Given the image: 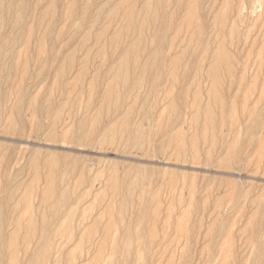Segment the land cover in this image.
Masks as SVG:
<instances>
[{"label":"rangeland","instance_id":"374dc122","mask_svg":"<svg viewBox=\"0 0 264 264\" xmlns=\"http://www.w3.org/2000/svg\"><path fill=\"white\" fill-rule=\"evenodd\" d=\"M136 1L135 18L136 23H140L142 16L138 8L142 0ZM183 1L186 3V0ZM69 2L70 0H56L53 16L56 22L55 30L52 32L53 37L55 36V45L51 44L50 37L44 39L41 56L37 52V44L44 31V25L38 24L37 17L39 11L45 7L46 0L29 1L32 13L26 20V26L27 28L32 27V35L25 51L20 45L21 42H17L12 48L15 52L21 51L19 53L21 59L20 62L17 61V67H14L16 59H10L5 56L6 50L2 51L3 62L6 65H12V71L7 83L4 73L0 77L1 92L9 91L5 101H1L3 110L0 114L2 117L0 118V157L3 156L4 160L0 165V175L2 174L0 187L2 183L5 184V181H7V187L20 184L14 200L19 207L17 213L24 208L25 203L21 201V194L24 192L25 185L34 178L32 171L27 168L32 146L40 145L44 148L55 146L60 152L70 150L72 156L83 157L81 166L64 173L60 180L61 183L59 182L60 186L68 188L73 197L83 196L76 214L68 220L67 225L70 227V232L72 231V240L66 244V239L62 235L52 236L50 259L43 264H52L53 257H57L60 252L61 258L58 264H125L118 258L112 257L110 243L113 239H124L123 225L134 228L137 233L130 246L132 258L126 264L134 263L135 256H137L136 264H264V0H201V7H198L197 12L199 19L202 16V20L205 21V34L200 38L195 35L191 42L188 36L191 35L192 27L188 30L182 27L180 33L174 36L173 27L176 24H182L185 11L181 7L176 14L172 15L175 11L174 0H166L165 9L159 11V15L168 17L170 20L174 15L176 17L175 23H170L171 29L164 38L163 46L167 47L163 48L165 58L160 61V70L156 72L160 75V81L153 88L149 82L155 70L142 73L140 66L147 60V50L153 46L150 34L157 29L159 24L155 22V24L146 25L142 31L135 27L126 31L120 24V14L106 23L105 17L112 7L111 0H77L74 5V14L68 18L65 12ZM87 2L91 7L85 21L80 28L73 29L78 23L77 13L85 7ZM4 3L8 4V0H4ZM102 5L104 8L98 14L99 20L91 29L94 34L107 24L106 34L100 42H94L90 38L82 43L81 33L89 28L95 15V7ZM219 14L223 17L221 26L218 25V21L214 22V18ZM1 15L0 13V17ZM49 20L50 17L46 18L45 22ZM6 29L7 26L4 23L1 33ZM72 30H77L74 38H71L68 44H63V41L68 40V36L74 33ZM115 33L120 34V39L117 44L110 45L109 39ZM137 37L141 39L140 45L132 51L126 80L128 84L138 82L139 87L129 91V98L120 106L119 112L121 114L129 110L131 131L137 128L143 133L139 138V150L121 146L127 137L118 132L113 134L111 146L103 145L104 151L94 148H89V150L79 146H64L66 144L62 145L60 142L52 143L48 141L47 136L43 135L46 134L51 124L52 114L37 116L36 121L41 124V127L36 131L31 121V112L26 105L18 110V115L14 113L13 116L14 134L18 135L7 134L4 117H7L8 111L13 106L17 86L24 89L26 96L37 97L35 107L41 106L46 98L52 110L57 109L59 105H64L56 127L58 136L65 131L64 126H71V121L78 122L84 117L86 121L89 120L85 130H89L91 119L100 105L97 98L107 89V73L110 74L107 66L110 65L111 58L117 57L125 45L130 40H137ZM201 39H207L211 48L221 39L228 51L232 66L229 73L221 70L218 75L219 84L215 93L222 104L210 105L213 115L210 131L213 134H206V136H213L215 143L211 148L209 158H207V141L201 139L204 137V134H201L204 132L203 113L208 102L209 82L205 77V69L210 63L209 57L204 58L203 70L194 82L193 72L190 73V88L186 100L178 102L175 99L180 108L186 109L184 123L177 126L175 130L184 133L185 143H188L192 137L200 140L197 143L195 154L189 147H186L185 153L177 160L171 156L173 146L165 145V148L161 149V143L165 136L164 132L168 130L173 121V115L166 108L167 103L171 95L174 97L177 94L181 80L180 74L186 63L187 67L189 66L191 58L187 53L186 57L175 67L177 84L173 88L169 83L172 78L167 71L166 61L178 55L187 42L190 47L198 48ZM69 51L74 52V60L71 65L64 61L67 69L65 68L62 78H57L56 68L63 61L62 57ZM52 52L60 56L52 60L49 57ZM22 54H26V60L22 59ZM44 56L49 62L43 67L39 58ZM23 65L27 72L25 77L22 76ZM82 65L85 66V73L78 80L68 84ZM98 66H101V70L98 76H95V68ZM93 79L96 83L91 89L89 82ZM127 89V85L117 83L112 87V92L116 95H124ZM196 90L200 95L198 103L193 100V93ZM167 93H169L168 97ZM143 100H146L144 105ZM87 102L90 103V107L86 110ZM113 103L108 104L109 109L114 106ZM143 107L149 112L148 118L141 116ZM109 109L105 108L100 113L96 125L97 130L102 129L106 126V122H109L111 116V114L108 115ZM197 112V119L196 121L193 119L192 123L190 118H194ZM71 115L75 117L71 118ZM121 117L114 119L118 120ZM70 134H77V132L71 130ZM1 139H5L6 142ZM11 140H17L20 143H11L9 142ZM95 141H97L96 135H92L86 142L91 144ZM232 141L236 142V161L232 163L231 169H219L218 163L224 158L225 148ZM30 142L31 146L28 145ZM116 147L119 148L118 152L114 151ZM91 160L95 161L96 165L85 169L83 183L79 186L75 185L81 167L89 162L92 164ZM108 161L124 165L140 164L144 168L146 185L144 187L139 185L134 190V197L128 202L127 211L121 217L117 213L112 216L115 224L106 233L107 218L97 217L101 209L111 202L114 211L117 212L119 207L125 204L120 197L111 199L109 193L101 194L103 186L99 182H102L107 175L105 168H107ZM18 170H23V173L15 178ZM171 171H174V174H170ZM98 172L100 180L90 186L88 181ZM117 172L121 173L120 170ZM43 173L40 172V178L30 200L27 201L35 215L48 211L54 201L50 200L48 204L41 205L39 208V192L43 188L41 180ZM170 179L173 180L171 187L167 185ZM140 193H143L144 199L142 200L138 198ZM157 194L160 199V212L155 219L157 223L152 226L150 224L151 212L155 209L156 202L148 205L149 217L146 221L147 226L152 227L154 244L143 249L142 243L150 240V236L138 235L144 222L133 226L134 215L141 209L144 201L150 200L153 195ZM1 196L2 190L0 191ZM168 206L171 213L168 218L169 226L165 227L162 222L166 220L165 212ZM6 212H9V209ZM36 221L39 224V220ZM120 221L122 225H118ZM55 222V219L50 220V226ZM94 223H97L95 228ZM11 230L7 219L3 231L7 234L11 233ZM23 236L24 230L22 229L19 232L16 261L12 263L10 254L4 251L0 264H27L25 258L35 249L39 234L36 233L26 247L21 243ZM106 236L108 242L100 245ZM77 239L80 241L76 244ZM160 242L163 245H159ZM66 255L69 257H65ZM93 258L97 260L94 261ZM112 259L114 260L110 263L109 260Z\"/></svg>","mask_w":264,"mask_h":264},{"label":"bare ground","instance_id":"6f19581e","mask_svg":"<svg viewBox=\"0 0 264 264\" xmlns=\"http://www.w3.org/2000/svg\"><path fill=\"white\" fill-rule=\"evenodd\" d=\"M29 1L30 0H18V1L8 0V4H5L4 0H0V13L2 14L0 17V77L2 73H4V75L6 76L5 78L6 83L10 77V73L12 71V65L11 66L6 65L5 62H3L2 57L4 54L2 53V51L6 50L5 56H8L10 59H16L14 60V67H17V61L20 62V59H21V54H19L21 51L15 52L12 50V48H14L17 42H21L20 45L22 46V48H24L23 51H25L26 48L28 47L29 38L32 35V27L27 28L26 26V20L29 18V16L32 13L31 11L32 8L30 7ZM76 1L77 0H70L69 6L65 12L66 17L71 18L72 15L74 14V5ZM111 2H112V7L105 17L106 23L107 21L113 20L114 17H117L118 14H120L119 16L120 24L123 28H125L126 31H129L128 29H131L132 27H135V29L142 31L143 27L146 25L155 24V22L159 24L157 29L153 33L150 34L151 42L153 46L152 48L147 50V56H146L147 60L143 63V65L140 66L142 73L151 72L155 70V73L151 75L150 82H149L152 88L155 87L160 81V75L157 74L156 72L160 70V61L161 60L163 61V59L165 58L164 50H163V48L166 47V46H163L164 38L166 37V34L171 29L170 23H175L176 16L174 15L173 19L170 20L168 17L159 15L158 12L165 9L166 0H142L138 8V12L142 16V19L140 23H136V18H135L136 12L134 9L136 2H137L136 0H111ZM55 3H56V0H46L45 7L42 8L38 13V17H37L38 24H41V26L44 25V31L41 34L40 36L41 39L38 41V44H37L38 46L37 52H39L40 56L42 53V46H43L42 41H44V39L50 37L51 44L55 45L54 43L55 36L53 37L52 35V32L55 30L54 27H55V22H56V20L53 19V16L55 13ZM173 3H174L175 11L172 13V15L176 14V11L181 9V7H183L185 11V15H184L185 17H184L182 24L181 25L176 24L173 27L174 36H177V33H180L179 31L181 30L182 27H185L187 30L192 27L191 35L188 36L189 42L193 41L195 35L199 38L204 36L205 34V31H204L205 23L204 22L205 21L202 20L203 18L202 16L199 19L198 12H197L198 7H201V0H186V3L183 0H174ZM90 7H91L90 3L87 2L85 7L82 10H79V12L77 13L78 23L74 26L73 29L80 28V26H82V23L85 21L86 15ZM103 8H104L103 5L99 7L98 6L95 7V15L93 16L90 22L91 27L89 26V28H87L85 32L81 33L82 43H84L85 40H88L90 38H92L94 42H100V40L106 34V31L108 28L107 24L103 26L101 29L97 30V32L94 34H92V29H91L94 26V24L99 20L98 14ZM48 17H50V20L46 23L45 20ZM222 19L223 17L221 16V14H219L218 16L214 18V22L218 21L219 23L218 25L221 26ZM195 22H198V23L195 24ZM4 23L6 24L7 29L5 30V32L3 31L1 33V27ZM72 31L74 33L70 34L68 36V40L66 41L64 40L63 44H68V42H70L69 40H71V38H74L75 32L77 30H72ZM137 38H138L137 40L135 39L130 40V41L128 40L129 42L125 45V47L122 49L119 55L115 58H111L112 60L109 63L110 65L107 66L108 71L110 70V74L107 73L108 75L107 89H105L101 94H99V97L97 98L99 99L98 102L100 105H99L97 112L91 119L89 130L87 131L85 130V127L87 126L89 120L86 121L84 117V118L79 119L81 121H78V122L71 121L70 123L71 126L69 125L64 126V128H66L65 131L58 136L57 135L58 132L56 133V127H57L58 120L61 116V110L64 105L63 104L59 105L57 109L52 110L49 104V100L46 98L44 102L41 104V106L35 107L37 103V97L36 96H33V97L26 96V94L24 93V89L20 86L19 87L17 86L14 92L13 106L8 111L7 117L6 116L4 117V120H5L4 122L7 124L6 130H5L7 131V134L8 135H18V134H14L15 123L13 121V116H14V113L18 115L19 114L18 110L22 106L26 105L31 112L30 113L31 121L34 124V130L36 131H38V129L41 127V124L38 121H36L37 116L38 115L49 116L50 114H52L51 124L46 130V134H43L47 136L48 141L52 143L60 142L62 145L66 144L64 146H67V145L72 146V147L79 146V147H84L88 149L94 148V149L103 150L102 149L103 145L111 146L113 144V136H114L113 134L115 132H118V134L125 135V137H127L125 139L124 144H122L121 146L139 150V147H140L139 138H141V135L143 133H141L137 128L131 131L129 127L130 125L129 116H128L129 110L121 114L119 112L120 106L124 103V101L127 98H129L128 97L129 91L131 89L133 90V88L135 89L139 87L138 82H133L131 84H128L126 80L129 63H130V57H132V51L134 50V48H137V45L138 46L140 45L141 39L139 37ZM119 39H120V34L115 33L109 39L110 45L117 44ZM187 53L189 54L191 58V63L189 64L188 67L186 63V66L182 69V72L180 74L181 80L179 83L180 85L177 90V94H175L174 97L171 95L167 103L166 108L168 109L169 113L173 115V121L170 123L168 130L164 132L165 136L161 143V149H164L165 145L167 147L173 146L171 156L177 160L185 153L186 147H189L191 152L195 154L197 150V143L200 140V139L198 140L195 137L194 138L192 137L188 143H185L184 135H183L184 133L179 132V130L177 131L175 130L177 126L182 125L184 123L183 121H184V117L186 114L185 113L186 109L180 108L177 105L176 100L178 102L179 101L184 102L186 100L188 92H189V88H190L189 87L190 73L193 72L192 79L194 82V79L198 78L203 70L202 63H203L204 58L206 56L209 57L210 63L205 69V77H207V80L209 82L208 100H207L208 102L206 104L205 112L203 113L204 132L201 133V134H204V137H201V139L204 141H207V148H208L207 158H209L211 148L214 146V143H215L213 136L211 137L206 136V134H210V133L213 134V132L210 131L211 126H212V121H213V115L211 113L210 105L211 104H218V105L222 104V101L220 100L218 95H216L215 93L216 87L219 84L218 75L221 72V70H224V72L229 73L231 70V66H232L228 51L226 47L223 45V41L221 39H219L215 43L213 48H211V45L207 41V39H201L199 41L198 48L190 47V45H188V42H187V45L181 48L178 55H175L169 58L168 60L166 59L167 60L166 62L168 63L167 71L169 72V75L172 78V81L169 82L171 84V88L175 87V85L177 84L176 83L177 76L175 77V67L178 64H180L181 60H183L186 57ZM22 55H23L22 59L26 60V54H22ZM59 56L60 54L58 53L54 54L52 52L50 53L49 57L50 59L55 60L56 57H59ZM18 58L19 60H17ZM39 59L43 67L46 65V63L48 64L49 62L46 60L45 56ZM62 60L63 61H61V63L56 68L55 74L57 78H62L64 76V72L66 68L65 67L66 65H64L65 63L64 61H67L69 65H71V63L74 60V52L72 51L67 52L62 57ZM100 70H101V66H98L95 68V72H96L95 76H98V72ZM84 73H85V66L82 65L80 69L78 70L77 74L70 80L68 84H71L74 81L78 80L79 77H81ZM26 75H27L26 68L23 65L22 66V76L25 77ZM95 83H96L95 79L91 80L89 82V87L91 89L94 88ZM117 83H122L124 86L127 85V88H128L126 90L127 93H125L124 95L114 94L112 92V87ZM8 92L3 93L0 90V114L3 110L1 107L2 106L1 101L2 100L5 101V98L8 96ZM168 95L169 93H167V97ZM193 100L196 103H198L200 100V95L197 90L193 93ZM111 102H114L113 103L114 106L111 109H109L108 104H111ZM142 103L144 105L146 103V100H143ZM89 107H90V103L87 102L85 105V109L87 110ZM105 108L109 109L108 115L110 116L111 114V116L109 117L110 120L109 122H106L107 124L105 127H103L102 129L99 128L100 130H97L96 125H97L98 117L100 116V113ZM143 108L144 110L142 111L141 116H143L144 118L145 117L148 118L149 112L145 109V107ZM119 116L120 117L122 116L121 119L115 120ZM197 116H198V112L197 114L194 115V118H190L192 123H193V119L194 121H196ZM70 117L74 118L75 116L72 117L71 115ZM0 118L2 117L0 116ZM71 130H74V132H77V134H70ZM193 134H196V133H193ZM92 135H96L97 141L92 142L91 144H88L86 141L89 140V138ZM207 137L208 139H206ZM58 138L60 140H57ZM1 140L6 142L5 139H1ZM16 141L17 140H11L9 142L17 143V144L20 143ZM30 144L31 142L28 145L31 146ZM78 149H73V150H78ZM0 150H1V145H0ZM114 151L118 152L119 148L116 147ZM6 153H8V151H6ZM118 156L120 157L119 154ZM236 156H237L236 142L232 141L229 145L226 146L224 158H222L221 161H219L218 168L227 169V170L231 169L232 163L236 161ZM3 160H4V157L3 156L0 157V165ZM8 160H10V158H8ZM81 161H83V157L72 156L70 150L60 152L59 150H57V148H55V146L54 148L53 147L44 148L40 145H37L36 147L32 146V151L30 153V157L27 162V168L30 171H32L34 178H32V180L25 185L24 192L21 194V201L23 200V202L25 203L24 208L21 209V212L17 213L19 207H18V203H15L14 201L16 193L18 191L17 187L19 188L20 184L7 187V181H5V184L2 183L1 184L2 187H0V191L2 190V196L0 197V258L2 256V253L4 251L5 252L7 251L10 254L12 263L16 261V254H17L16 250H17L18 241L20 239L19 232L22 229L24 230V236L21 238V243L25 245L24 247L28 245V243L31 241V239L34 237L36 233L39 234V240L35 243V249L32 250L27 255V258H25V263L27 264H43L45 262H48V259H50V255H51L50 254L51 253L50 252L51 251L50 241H51L52 236H57L60 234L66 239V244L71 242L72 231L70 232V227L69 225H67L68 220L72 219L74 215L76 214L78 210L77 209L78 204L83 198V196L77 195L73 197L71 192L68 190V188L60 186V183H61L60 180L62 178V175H64V173H66L67 171L75 170L79 168V166H81L80 165ZM7 165H10V164H7ZM95 165H96L95 161H92V164L89 162V164L85 166L83 165L84 167L83 166L81 167L79 171V175L76 178L75 185L77 186L81 185L84 181L83 172L85 171V169H88ZM105 169L107 170V175L102 182H99V183H102V186H103L102 191H101L102 193L101 192L100 193L103 195H105L106 193H109V196H110L109 198L113 199L116 197H120L125 202L123 206L119 207L117 212L114 211L115 209L113 208L112 203L109 202L108 204L105 205L104 208L101 209V212L98 214L97 217L104 216L107 218V223H106L107 226L105 227V230L107 233L108 230L111 229L112 226L115 224L114 219H112V216L117 213V215H120L121 217L123 213L127 211V207H128L127 204L131 198L133 199L134 190L138 188L139 185L144 187L146 185L145 183L146 181L144 178V168L140 164L124 165L123 163H116L113 161H108L107 168ZM118 170H120L121 173H118L117 172ZM40 172H44V173L41 175V180L43 181V188L39 192V208L41 207V205L48 204L50 200H54V201L51 203V208L48 211H42L40 213H37V215H35L33 214L32 207L30 206V204H28L27 201L30 200V197L34 191L35 185L40 178ZM22 173H23V170H18L15 173V178L20 176ZM99 174H100L99 172L96 173L94 177L90 181H88L90 186L96 184V182L100 180ZM170 174H174V171H171ZM1 176L2 174L0 175V178ZM3 176L6 177V174L3 173ZM172 181H173L172 179L168 180L167 185L169 187L172 186V183H173ZM138 198L141 200L144 199L143 193L142 194L140 193L138 195ZM154 202H156V205L154 207L155 209L151 212L152 221L150 222V224L151 226L156 224L157 221L155 219H156L157 214L160 212V204H159L160 199H159L158 194L153 195L150 200L144 201V204H141V209L139 211H136L134 215L135 220L133 221V226L141 225L144 222L142 225V229L138 235L139 236H150V240L142 243L141 247L143 249H146L147 246L154 244L153 233H152L153 230L151 229L152 227L151 226L148 227L146 223L149 217L148 209H147L148 205ZM8 209H9V212H6ZM165 213H166V216H165L166 220H164L162 224L163 226L168 227L169 226L168 218L171 213L169 206L166 208ZM7 219L9 221V226H11L12 230H11V233L6 234L3 230H4L5 224H7ZM37 219L39 220V224H38V221H36ZM52 219H55L56 222L55 224L50 226V220ZM96 224L97 223L93 224L94 228ZM119 224L122 225V222L121 221L118 222V225ZM38 227H39V230H38ZM123 235H124V239H121V240L113 239L110 241L111 254L113 255L112 257H116L120 261L126 264V262L132 258L131 257L132 251L130 250V246L132 244L133 238L137 235V233L134 231V228L130 226L126 227V225H123ZM79 241L80 240L77 239L76 244L79 243ZM107 242H108V237L106 236L104 237V239H102V241L100 242V245H105ZM139 245H137V247H140ZM159 245H163L162 242H160ZM25 254H26V251H25ZM60 254L61 252L59 253L57 257L55 258L53 257L52 264L59 263L60 258H61ZM67 256L68 255H66L65 257ZM136 259H137V256H135L133 259L134 263L131 262L130 264H136L135 263ZM92 260L95 261L97 259L93 258ZM113 260L114 259L109 260L110 263Z\"/></svg>","mask_w":264,"mask_h":264}]
</instances>
